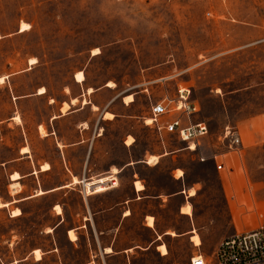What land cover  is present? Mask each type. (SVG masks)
Masks as SVG:
<instances>
[{"label": "rangeland", "instance_id": "374dc122", "mask_svg": "<svg viewBox=\"0 0 264 264\" xmlns=\"http://www.w3.org/2000/svg\"><path fill=\"white\" fill-rule=\"evenodd\" d=\"M22 23L30 28L21 32ZM78 72L84 74L83 83L75 79ZM0 79V162H6L0 165V203L67 185L72 174L82 177L67 189L0 208V264H18L23 257L28 259L23 264H40L37 248L53 251L42 254L43 264H192L200 254L209 264H218L220 242L260 222L228 203L211 159L200 162L198 152L189 151L177 135L158 137L147 122L152 105L174 98L181 86L190 88L200 109L192 120L210 130L201 140L202 154L210 157L225 127L235 128L246 151L242 173L256 187V206L264 211V0H0ZM42 88L47 93L41 96ZM73 99L78 102L69 111L81 109L84 102L86 107L53 125L60 103ZM124 101L133 103L126 107ZM92 104L100 111L94 113ZM106 109L122 116L101 124L106 137L98 140L88 166L85 148L68 149L65 164L55 137L41 139L39 125L45 134L54 127L66 142L78 137L84 121L90 126L87 136L103 133L97 119ZM128 135L139 143L136 155L144 148L174 153L157 169L138 168L149 180L148 194L161 198L133 203L131 218L122 219L117 208L95 220L83 199L93 195L83 181L106 177L103 171L111 165L128 161L123 146ZM25 148L29 159L12 160L24 156ZM44 159L53 164L51 172L26 175ZM177 167L183 169L180 181L175 179ZM16 171L26 176L12 189ZM113 183L119 185L117 191L93 196V208L131 195L130 171ZM181 189L187 192L174 196ZM190 190L194 197H189ZM183 204L191 205L192 215L180 212ZM56 205L68 224L49 232L59 220ZM18 208L24 216H13ZM148 215L154 228L147 226ZM68 227L76 228V241L67 235ZM193 236L201 246H195ZM112 243L118 252L131 250L113 255L102 250ZM163 244L165 256L158 250Z\"/></svg>", "mask_w": 264, "mask_h": 264}, {"label": "crops", "instance_id": "0c3cea01", "mask_svg": "<svg viewBox=\"0 0 264 264\" xmlns=\"http://www.w3.org/2000/svg\"><path fill=\"white\" fill-rule=\"evenodd\" d=\"M83 82H78V83H83ZM89 90H91V92H89ZM89 90H88V93H92L93 92L92 89H89ZM46 93H47V91H46ZM45 94H39V95L42 96V95H45ZM130 98H131V96L126 97V99H130ZM116 99H114L112 102H110V104L115 103ZM77 102H78V99H73L71 102L62 101L60 103L61 105H60L59 112L57 113V115H54L51 118L53 125L61 123V122L65 121L66 119H68L69 117H72V116L80 113L83 110V108L86 107V102H84L83 103L84 106L81 109L79 108L77 110L69 111L71 109L72 105H76ZM51 103L55 104L56 101L51 99ZM132 103H133L132 101L127 102V103L124 101V104H125L126 107H130V105ZM65 105L67 106V108H65ZM91 106H92L91 109L94 111V113H97L98 111H100V106L99 105L92 104ZM107 114L112 115V118L106 117ZM121 116L122 115L113 113L111 111H107V109H106L97 119V126H98V128H100V130H103V133H98V130H97L96 132L93 133L92 136H87L86 135V131L89 130L90 126H89V122L88 121H84L80 125L81 129H80L79 135L74 141H70V142L64 141V139H63L64 137L62 135H60L54 127H53V131H51V129L47 127L46 131L48 132V134H45L46 136L42 135L41 139H43V141H45V140H48V139H50L52 137H55V140H56V152L59 153L60 155H62V158H63V161H64L65 164L67 162H69V161H67V160H69V158L67 157V152H66L68 149H73V148L74 149H83V148H85L86 153H85V156H84V159H85V163L84 164H86V166H88L89 163H90L91 157L93 156V151L95 150V147L98 144V140L100 138H105L106 137L105 129L104 128L102 129L100 127L101 124L104 121H111V122L115 121V119H119V118H121ZM191 121L194 122L192 120V118H191ZM195 123H198V122H195ZM41 127L44 129L43 126L39 125L38 126L39 131H40ZM154 132L156 133V135L158 137H162L163 133H166V132L158 133L156 130H154ZM129 138H131L133 141L128 144L127 141H128ZM60 144H62L61 148L58 147ZM123 146L125 147V150L127 151L128 161L125 162L122 165H119V166L118 165H111L108 170L103 171L104 174H108V176L103 177V178L112 177L113 178L112 181H117V180H120L122 178V175L124 174V172L130 171L131 172V177H132V183H131L132 187H131V190H130L131 191V195H129V196L125 197V198H122L121 200L116 201V202L108 205L105 208L102 207L101 209L93 208L92 204L90 203L91 198L93 196L94 197H98L99 195L105 197V196H108L109 194H112L113 192L117 191L116 190L117 186L119 187L118 184H117V186H115V187H113V188H111L109 190H106V191H103V192H97V193H94V194H90V195H93V196H86L85 198H83V197L79 198V199L83 198L86 201V203L88 205L89 215L91 217H95V220H96L97 216L102 215V214H106V213H111V212L115 211L117 208H119V210H121V212H122L121 213L122 219H128V218L133 217V215H134V209L132 208V204L133 203L138 202V201L148 200V199H160L161 198L160 195H150V194H148L149 190L151 189V187L148 185L149 180L147 178H145V176L142 175V172L139 171L138 168L144 167V168H148V169H157L159 164L161 163L160 161L162 159H164V158H166L168 156H171L174 153H170L169 154L166 151L165 152L155 153V152H152L151 150H147V149L144 148V149L140 150V152H138L139 153L138 155H136L135 151L140 146H139V143H138L137 139L134 138L133 135H128L127 138L124 139ZM201 147H202V145H200L197 148V151H196V152H198L197 153L198 154L197 158L200 159V156H202V157L205 158V160L204 161L199 160V161L204 163V162L208 161L209 159H211L213 161V164H214L215 169H216V164H215V162L213 160V156L218 154V153H220V152H222V150H220L218 148V141L216 142V145L213 148L215 150H214L213 154L210 157H205L204 154H202V148ZM243 152H244V154L246 152L245 151V145H244ZM29 154H30V152L28 150V152H25V153L23 152L24 156H17L16 157V155H15V157L12 160L18 161V160H21V159H24V158L29 159L31 157ZM151 158H155L156 162L155 163H149ZM226 159L229 162V165L232 167L233 171L232 172H226V173H219L217 171V169H216V171H217V173L220 175V177L222 179V185H223V188H224L228 203L230 205H232V204L235 205L238 213H240L242 215H245V216H247L249 218L251 217V221H264V211H263V209H261L260 207L256 206L258 204L257 201L255 200V198H256L255 194L257 193V189H256L255 186H253L248 181V179L245 176V173L244 174L242 173V172H245V163L240 162V160L238 158H236V156H234L233 154L227 155ZM5 163L6 162L4 160V161L0 162V165L2 166ZM45 165L49 166L48 170H43V167ZM52 170H53V164L50 161L44 159V164L43 165H39L38 169L34 168V171H32V172H30V173H28L26 175L27 176L28 175H32L33 176V175H36V174H47V173L51 172ZM174 172L179 173V175L177 177L175 176L176 181H180L181 179H183L184 175H183V169L182 168L177 167ZM15 173L19 174L20 178H18L17 180H12V176H11V180L14 182V184H18L26 175H24L21 171H16L13 174H15ZM74 179H77L78 182L75 183ZM81 179H82V177H81L80 174H72L71 175V179H70V181H69V183L67 185L53 187L51 189H47V190H44V191L40 189V191H37L36 195H34V196H30V197H27L25 199H21L19 201L14 200V201L7 202V203H0V205H1L0 208H7L9 205H11L14 202H20V201H25L26 202V201L32 200V199H34L36 197H41V196H45V195L51 194L53 192H56L57 190L67 189L70 186L80 184L82 182ZM100 179H102V178H100ZM85 183L86 182H84V184ZM137 185L141 186L142 188L138 189ZM183 192L186 193L187 190L185 191V189H183V190L181 189L180 191L176 192L174 194V196H179V195L183 194ZM193 192H194V195L192 197H194L196 195V192L194 190H190L189 193H188L189 197H191L190 194L193 193ZM187 205H189V204H183L181 206V208H180V212L181 213H182L183 207H185ZM57 207H59L61 209L60 213L57 211ZM16 210H18L20 213L17 216L13 215L14 217H19V216H24L25 215V213H24V211L22 209L20 210L18 208ZM55 210L57 211V215L59 217V220H58V223H56L52 227V229H50L49 232H52V230H53V232H56L59 228L65 227L68 224L67 220H65L63 217L60 218V216L63 215L62 207L59 206V205H56L55 206ZM85 216H87V215H85ZM146 218H147V226L149 228H154V218L152 216H149V215ZM150 218L153 220V224L152 225H149V219ZM85 219L88 220V217H85ZM246 228H249V227L246 226V227L243 228V230L246 229ZM75 230H76V228H74V227H68L67 230H66L67 235L70 237V233H73L74 236H75ZM98 233L104 235L103 231H98ZM170 234L172 235L174 233H170ZM72 241H76V240H72ZM162 246H164L166 248L167 253H168V249H167V247L164 244L158 246V250L163 256H165L167 254H163L161 249H160ZM102 248H103L102 250L104 252H106L108 254L110 253V255L120 254V253H124V252H129L131 250V249H127V250H124L122 252H118L115 249L114 243H112L111 245H108L107 247H102ZM51 250H53V249H51ZM56 251H58V250L56 249ZM36 252H39L41 254L40 258H36L37 257L36 256ZM50 252H53V251H47L46 252V251H43L42 248H37L36 250H34V255H35V259H36L37 263L43 264L42 262H44V258L42 257V254H46V253H50ZM27 260L28 259L26 257H23L22 259L18 260L17 263L18 264H23V263H26ZM0 262H3V260L1 258H0ZM15 263L16 262L9 261L7 263H2V264H15ZM89 263H90V261H88V262H86L84 264H89ZM76 264H81V263H76Z\"/></svg>", "mask_w": 264, "mask_h": 264}, {"label": "built area", "instance_id": "2783aa9c", "mask_svg": "<svg viewBox=\"0 0 264 264\" xmlns=\"http://www.w3.org/2000/svg\"><path fill=\"white\" fill-rule=\"evenodd\" d=\"M200 112L198 104L191 100V89L181 86L174 98L166 97L152 105L150 123L158 133L166 132L177 135L191 152H196L201 140L210 135L209 127L204 122H192L191 118ZM169 117L162 122L161 118ZM187 122V123H186ZM218 148L222 152L213 156L219 173L232 172L226 156L233 154L244 163V143L240 133L227 126L218 137ZM200 160L205 158L200 156ZM215 259L218 264H264V221L252 228H246L220 242ZM192 264H209L204 255H196Z\"/></svg>", "mask_w": 264, "mask_h": 264}, {"label": "bare ground", "instance_id": "6f19581e", "mask_svg": "<svg viewBox=\"0 0 264 264\" xmlns=\"http://www.w3.org/2000/svg\"><path fill=\"white\" fill-rule=\"evenodd\" d=\"M29 28H30V26L28 24L22 23L20 29H21V32H24V31H27ZM95 52H96V54H99V51L98 50H95ZM35 63H36V60L35 59H32L31 62H30L31 65H34ZM75 78H76L77 82H83L85 80L84 74L82 72L77 73L76 76H75ZM0 81H2V79H0ZM108 86L113 87L114 85H110L109 84ZM89 92H91V90H89ZM45 93H46V90L44 88L40 89L39 94H45ZM65 108H67L66 105H65ZM106 117L112 118V115L107 114ZM17 120H19V119H17ZM148 123H150V121H148ZM40 131L42 132V135H45L44 129L42 127H41ZM23 152L24 153L25 152H28V149L27 148L23 149ZM150 161H152L151 163H155L156 162V159L155 158H151ZM48 169H49V166L48 165H45L43 167V170H48ZM18 178H20L19 174L15 173V174L12 175V180H17ZM112 180H113L112 177L102 178V179H98V180H95V181H92V182H86L84 184V186H85L86 192L88 194H94V193H97V192H103V191L109 190V189L117 186L116 183L110 184V182ZM74 181H75V183L78 182L77 179H74ZM83 183H84V181H83ZM15 186L17 187V184H14L13 183L11 185V188L12 189H15ZM140 188H142V187L139 186L138 189H140ZM193 195H194V192L190 194L191 197ZM0 207H1V205H0ZM57 209H59L58 212L60 213L61 212V209L59 207H57ZM19 213L20 212L18 210H16V211L13 212V215L14 216H17V215H19ZM182 213L185 214V215H188V216L192 215V208H191V206L190 205H187V206L183 207ZM152 224H153V220H152ZM172 236H175V234H172ZM70 238H71V240H76V237L74 236L73 233H70ZM192 242H195V246H198V247L201 246V241H200V239H199L198 236H193L192 237ZM160 249H161V251H162L163 254H167V250H166V248L164 246H162ZM37 253L39 254V258H40V255L41 254L39 252H36V256H37Z\"/></svg>", "mask_w": 264, "mask_h": 264}, {"label": "snow or ice", "instance_id": "6c2138e0", "mask_svg": "<svg viewBox=\"0 0 264 264\" xmlns=\"http://www.w3.org/2000/svg\"><path fill=\"white\" fill-rule=\"evenodd\" d=\"M95 54V53H94ZM79 78V77H78ZM131 142V141H130ZM152 161H149V163H151ZM137 188H139V185H137ZM57 211H59V209H57ZM152 224V220L151 218L149 219V225ZM37 258H39V254L37 253Z\"/></svg>", "mask_w": 264, "mask_h": 264}, {"label": "trees", "instance_id": "16d2710c", "mask_svg": "<svg viewBox=\"0 0 264 264\" xmlns=\"http://www.w3.org/2000/svg\"><path fill=\"white\" fill-rule=\"evenodd\" d=\"M0 198L4 200V197L0 194Z\"/></svg>", "mask_w": 264, "mask_h": 264}]
</instances>
